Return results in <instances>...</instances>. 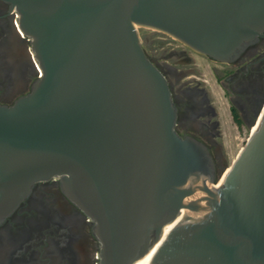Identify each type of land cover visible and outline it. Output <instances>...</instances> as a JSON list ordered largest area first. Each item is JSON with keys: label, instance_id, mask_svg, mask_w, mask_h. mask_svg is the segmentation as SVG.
Returning <instances> with one entry per match:
<instances>
[{"label": "water", "instance_id": "1", "mask_svg": "<svg viewBox=\"0 0 264 264\" xmlns=\"http://www.w3.org/2000/svg\"><path fill=\"white\" fill-rule=\"evenodd\" d=\"M37 77L0 103V205L42 180L92 221L99 264H264V101L219 188L209 146L178 108L138 27L221 62L264 37V0H7Z\"/></svg>", "mask_w": 264, "mask_h": 264}, {"label": "flooded vegetation", "instance_id": "2", "mask_svg": "<svg viewBox=\"0 0 264 264\" xmlns=\"http://www.w3.org/2000/svg\"><path fill=\"white\" fill-rule=\"evenodd\" d=\"M16 19L10 2L0 0V103L8 105L29 92L37 77L29 40ZM187 47L214 64L207 62L209 70L203 71L187 49L148 55L169 81L178 132L204 141L219 166L222 125L230 123L238 133L254 131L251 124L264 101V37L235 62L216 61ZM211 78L221 92L209 87ZM219 100L227 105L223 112ZM0 264H99L92 221L64 194L57 178L37 182L7 214L0 205Z\"/></svg>", "mask_w": 264, "mask_h": 264}, {"label": "rangeland", "instance_id": "3", "mask_svg": "<svg viewBox=\"0 0 264 264\" xmlns=\"http://www.w3.org/2000/svg\"><path fill=\"white\" fill-rule=\"evenodd\" d=\"M139 33L144 41V47L147 51V53H152L155 51H165L166 54L172 53V51L177 49H187L189 53L193 54L194 57L197 58V61L200 63V68L203 71L209 70V67L207 64L213 65L214 63L211 61H206L200 58L194 51H191L184 43L179 41L178 39L163 33L161 31L148 28V27H138ZM147 42H150L151 45L148 44L145 45ZM156 49V50H155ZM208 62V63H207ZM212 76L211 73L207 72L206 77L210 78ZM209 87L214 90L215 92L220 91L221 89L214 83V79H210ZM220 107V111L223 112L225 106H227L224 103H221L220 100L217 103ZM229 119V117L225 114L222 115V119ZM229 123V122H228ZM222 128L225 131V134L223 135V138L219 140V142L222 145L221 155L219 157V166L222 170L220 173H225L230 171L231 166L233 162L235 161L239 151L246 143L251 130L248 131H241V133H238L236 129H233V126H230L229 124H223ZM229 174L226 173L225 175ZM223 177V176H222Z\"/></svg>", "mask_w": 264, "mask_h": 264}, {"label": "bare ground", "instance_id": "4", "mask_svg": "<svg viewBox=\"0 0 264 264\" xmlns=\"http://www.w3.org/2000/svg\"><path fill=\"white\" fill-rule=\"evenodd\" d=\"M260 119H261V115H260L257 123L254 126V131L257 129V126H258ZM228 172H230V171H228ZM228 172L220 173L218 176V180H217L216 184H214L213 186H210L208 188V190L213 189V187H215V188L221 187L223 185L224 181L226 180L227 176H228V174L227 175H225V174ZM184 215L185 214L181 215L176 221L166 225L162 239L144 257L140 258L134 264H148L149 261L151 260V258L153 257V255L156 253L157 249L160 247V245L163 243V241L168 237V235L170 234L172 229L175 227V225H177V223L184 217Z\"/></svg>", "mask_w": 264, "mask_h": 264}]
</instances>
